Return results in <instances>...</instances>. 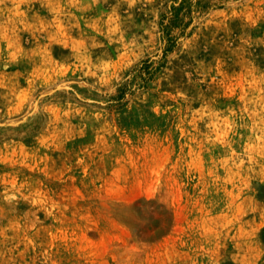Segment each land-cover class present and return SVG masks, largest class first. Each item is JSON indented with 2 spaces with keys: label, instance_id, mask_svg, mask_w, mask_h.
<instances>
[{
  "label": "rangeland",
  "instance_id": "rangeland-1",
  "mask_svg": "<svg viewBox=\"0 0 264 264\" xmlns=\"http://www.w3.org/2000/svg\"><path fill=\"white\" fill-rule=\"evenodd\" d=\"M0 264H264V0H0Z\"/></svg>",
  "mask_w": 264,
  "mask_h": 264
},
{
  "label": "trees",
  "instance_id": "trees-1",
  "mask_svg": "<svg viewBox=\"0 0 264 264\" xmlns=\"http://www.w3.org/2000/svg\"><path fill=\"white\" fill-rule=\"evenodd\" d=\"M145 62H147V61H145Z\"/></svg>",
  "mask_w": 264,
  "mask_h": 264
}]
</instances>
